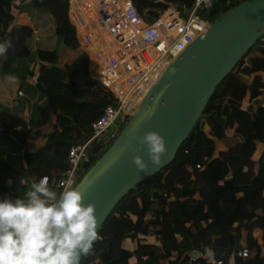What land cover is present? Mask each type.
<instances>
[{
    "label": "trees",
    "instance_id": "trees-1",
    "mask_svg": "<svg viewBox=\"0 0 264 264\" xmlns=\"http://www.w3.org/2000/svg\"><path fill=\"white\" fill-rule=\"evenodd\" d=\"M132 1L148 22L170 5L186 16L193 4ZM242 1L217 0L210 20ZM31 4L52 15L55 33L66 47L65 63L56 49L32 51L34 27L19 18ZM67 9L65 0H0V42H12L0 56V75L19 73L33 56L38 64L37 74L27 71L36 75L34 88L42 102L31 118L16 116L3 124L4 133L21 135L31 183L44 176L61 179L69 167L71 146L86 141L93 122L116 103L113 92L92 75L89 55L80 48ZM87 150L86 171L107 149L94 141ZM26 189L20 172L0 159V198L22 197ZM98 235L93 254L82 256L80 264H160L173 256L170 264H209L213 254L225 264L232 259L235 264H264V35L217 86L175 158L137 183L114 207ZM149 237L158 243L142 241ZM136 238L137 249L124 247V240ZM244 246L251 248L247 258L237 254ZM195 250L200 253L197 258Z\"/></svg>",
    "mask_w": 264,
    "mask_h": 264
},
{
    "label": "water",
    "instance_id": "water-1",
    "mask_svg": "<svg viewBox=\"0 0 264 264\" xmlns=\"http://www.w3.org/2000/svg\"><path fill=\"white\" fill-rule=\"evenodd\" d=\"M263 35L264 0H244L212 21L208 32L170 63L112 145L75 186L85 205H95L97 231L137 183L175 158L217 86ZM148 131L158 132L166 141L168 153L159 167L151 164L146 146L139 142ZM134 155L148 163L147 174L137 172ZM199 255L193 251L195 258Z\"/></svg>",
    "mask_w": 264,
    "mask_h": 264
},
{
    "label": "built area",
    "instance_id": "built-area-1",
    "mask_svg": "<svg viewBox=\"0 0 264 264\" xmlns=\"http://www.w3.org/2000/svg\"><path fill=\"white\" fill-rule=\"evenodd\" d=\"M216 1L193 0L186 16L170 5L155 21L148 22L132 0H65L80 48L89 55L90 71L113 92L116 103L108 105L93 122L92 135L86 141L71 146L69 167L61 179H49L50 189L61 191L68 179L76 186L91 143L101 142L107 149L115 141L129 120L126 118L136 113L170 63L208 32ZM33 37L40 40L37 28ZM21 96L23 91L19 90L14 104ZM250 251L244 246L237 254L247 258ZM208 262L225 264L215 256Z\"/></svg>",
    "mask_w": 264,
    "mask_h": 264
},
{
    "label": "clouds",
    "instance_id": "clouds-1",
    "mask_svg": "<svg viewBox=\"0 0 264 264\" xmlns=\"http://www.w3.org/2000/svg\"><path fill=\"white\" fill-rule=\"evenodd\" d=\"M10 47L11 40L0 42V56ZM139 142L146 146L151 164L161 166L168 153L165 138L148 131ZM132 163L137 172H149L140 155H134ZM97 229L95 205L83 203V193L73 181H65L57 192L44 176L22 197L0 198V264H80L82 256L93 254L94 242L100 239Z\"/></svg>",
    "mask_w": 264,
    "mask_h": 264
},
{
    "label": "crops",
    "instance_id": "crops-1",
    "mask_svg": "<svg viewBox=\"0 0 264 264\" xmlns=\"http://www.w3.org/2000/svg\"><path fill=\"white\" fill-rule=\"evenodd\" d=\"M20 14V13H19ZM32 18L30 15L26 16V21H30ZM23 22L25 24H29L28 22ZM34 28H36L34 25H31ZM38 29V28H37ZM39 30V29H38ZM41 40V39H40ZM39 40H36L35 37H33L30 40V44H35L33 42H36ZM37 74V72H35ZM12 75H0V159L7 160L16 170L19 171V169H24L27 171V164L23 156L22 146H21V135L19 133H11L6 134L3 132V124L5 122H11L16 116H22L26 119L31 118L35 111L37 110V106L42 102L41 100V94L37 92L34 88L35 82H36V75L31 76V78H34L35 82L27 79L26 75L21 76V78H17ZM22 81L27 82V91L23 90L22 88ZM18 85L17 91L10 95L9 88ZM23 91V96L19 98V103L14 104V98L17 96L18 91ZM31 96H34V98L31 99ZM37 96V97H36ZM31 99V100H30ZM38 99V103L35 104V101ZM22 102V109L19 112H15L13 110V105H19ZM32 103V105L30 104ZM215 135V134H214ZM15 137L19 143H20V151H18V146L15 147V149L12 147V138ZM218 141L222 142L221 139L217 138ZM220 142V143H221ZM20 172V171H19ZM21 174V173H20ZM28 174V171H27ZM23 178V177H22ZM23 181L26 185V188H28L31 185L29 175H27V179L23 178ZM139 239H126L123 242V245L125 248L134 251L138 247ZM143 242L147 243H158L154 237H149L147 239H143ZM214 257V254L209 256L208 258ZM175 257H170L167 259H164L161 261L160 264H170L171 261H173ZM135 260V257L132 258V261ZM178 264H184L183 262H179ZM186 264H191L186 263ZM228 264H235L234 260L232 259Z\"/></svg>",
    "mask_w": 264,
    "mask_h": 264
},
{
    "label": "rangeland",
    "instance_id": "rangeland-1",
    "mask_svg": "<svg viewBox=\"0 0 264 264\" xmlns=\"http://www.w3.org/2000/svg\"><path fill=\"white\" fill-rule=\"evenodd\" d=\"M12 10L15 11L14 8ZM16 12H17V10H16ZM27 15L31 16L32 19L30 21H26ZM19 18H20L21 22L26 21V22L30 23L31 25H34L36 28L39 29V36H40L41 40L33 42L35 44H30L31 45L30 47L34 53H35L36 49H38V48L56 49L61 54L62 64L68 60V55L66 53V47L64 46L62 39L59 36H57L55 33V22H54L52 15L49 12L40 10L39 8L36 7L35 4H31L27 8L23 9L20 12ZM70 55L73 56V54H70ZM29 69H32L35 72L38 71V64H37V60L35 59V56H33L30 59L25 60V62L20 66L19 71H18L19 73L25 74L27 79L35 82L34 78H31L28 71H27ZM19 73L15 74L14 76H16L17 78L20 79L21 75ZM17 88H18V85H14V86L10 87L9 88L10 95L15 93L17 91ZM22 88H23V90L28 92L27 82L22 81ZM32 98H34V96H31V99ZM41 99H42V96H41ZM36 103H38V99L35 101V104ZM30 104L32 105V103H30ZM13 107H14L13 110L15 112H19L23 107L22 102L19 105H13ZM126 119H130V118L128 117ZM126 124L127 123L124 124L123 128L125 127ZM123 128L121 129V131L123 130ZM11 138H12V147L15 149V147L18 146L17 147L18 151L21 152L19 141L15 137H11ZM220 142H219L220 146H225V143L223 141L221 143ZM112 143H111V145H112ZM87 154H88V150H87ZM86 160H87V157L83 161V166H84L85 172L83 171L82 173H84V174L87 172L86 171V165H85ZM256 165L257 164H255V167H256ZM19 171L21 173V176L24 179H27V175H28L27 171L22 169V168L19 169ZM84 174H82V175H84ZM82 175H81L80 179L82 178Z\"/></svg>",
    "mask_w": 264,
    "mask_h": 264
}]
</instances>
